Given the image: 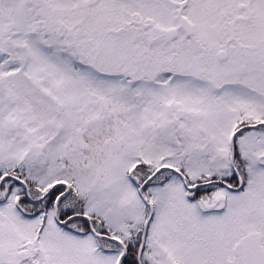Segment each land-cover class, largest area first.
I'll return each instance as SVG.
<instances>
[{"label":"snow or ice","instance_id":"1","mask_svg":"<svg viewBox=\"0 0 264 264\" xmlns=\"http://www.w3.org/2000/svg\"><path fill=\"white\" fill-rule=\"evenodd\" d=\"M0 264H264V0H0Z\"/></svg>","mask_w":264,"mask_h":264}]
</instances>
